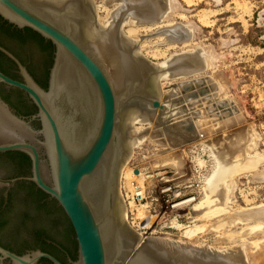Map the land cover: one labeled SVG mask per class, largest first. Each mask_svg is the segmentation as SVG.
I'll use <instances>...</instances> for the list:
<instances>
[{
	"label": "water",
	"instance_id": "95a60500",
	"mask_svg": "<svg viewBox=\"0 0 264 264\" xmlns=\"http://www.w3.org/2000/svg\"><path fill=\"white\" fill-rule=\"evenodd\" d=\"M164 10L163 0H127L117 10L108 42L99 37L102 28L93 0H0L2 20L17 29L32 30L54 47L53 53L30 34H25L20 46L0 23V41L19 55L39 81L0 46L21 78L15 80L0 71V84L22 91L36 107L35 114L21 116L15 112L23 111L21 94H12L7 103L0 97V153L18 152L30 160L29 169L20 156H0L1 177L30 174L11 180L26 183L13 185L8 201L0 186V264H49L42 259L63 264L41 249L68 264H231V256L246 264L242 256L228 252L194 247L190 249L194 252H185L172 241L142 237L125 222L119 187L122 166L133 147L131 140L139 134L133 131L132 121L151 123L150 130L138 136L158 130L157 141L173 144L167 153H161L159 162V167L178 169L176 176H167V180L210 181L213 196L201 191V200L221 195L216 207L227 209L217 174H228L226 165L220 167L225 152L214 159L197 135H188L166 122L169 104L179 99L160 96V80L166 74L174 79L182 76L115 43V32L120 31L126 14L151 19L142 21L141 25H147L157 22ZM181 37L187 41L188 34L183 32ZM98 41L105 42L107 53L119 52L120 82L116 86L95 51ZM51 57L47 87L42 88ZM201 65L193 73L202 71ZM0 67L17 76L2 59ZM37 189L55 200L69 220L76 253L59 215ZM50 218L58 222L56 227ZM52 240L75 258L49 243Z\"/></svg>",
	"mask_w": 264,
	"mask_h": 264
},
{
	"label": "rangeland",
	"instance_id": "374dc122",
	"mask_svg": "<svg viewBox=\"0 0 264 264\" xmlns=\"http://www.w3.org/2000/svg\"><path fill=\"white\" fill-rule=\"evenodd\" d=\"M93 2L97 23L104 26L119 4L117 0ZM168 7L160 24L127 23L121 32L155 64L180 54H187L190 63L197 49L205 57L204 72L162 81L159 94L179 99L169 104L170 115L179 113V118L175 114L171 121L169 116L167 123L179 125L188 135L201 129L205 151L214 153V159L225 152L220 167L226 165L228 174H217L227 209L216 207L221 195L201 200V191L213 196L210 181L167 180L178 169L159 167L161 153H167L172 143L156 144L157 130L132 148L122 170L119 193L125 222L145 238L208 251H235L246 264H264V0H170ZM176 25L191 29L190 41L175 44L157 36L158 30ZM101 61L116 86L119 77L107 58ZM148 123L131 126L143 132L150 130ZM129 169L142 171L135 179L142 196L139 203L133 199L130 178L125 177ZM145 217L151 222L142 229Z\"/></svg>",
	"mask_w": 264,
	"mask_h": 264
},
{
	"label": "bare ground",
	"instance_id": "6f19581e",
	"mask_svg": "<svg viewBox=\"0 0 264 264\" xmlns=\"http://www.w3.org/2000/svg\"><path fill=\"white\" fill-rule=\"evenodd\" d=\"M109 1V0H108ZM164 1V0H163ZM126 2H127V0H117V4H119L118 5V7L115 9V11H114V13L112 14V15H110V17L106 20V22H105V25L104 26H101L100 24H99V26H101V28H102V30H98V34H99V37H101V38H103L104 40H106V41H108V42H110V38H111V31L114 29V26H115V20H116V14H117V10H119L120 8H122L123 6H125L126 5ZM165 2V10L163 11V13L160 15V17L158 18V21L157 22H155V23H153V24H147V25H143V26H152V25H157V24H160L161 22H163V20H164V18L166 17V15L168 14V12H169V4H170V0H167V2H166V0L164 1ZM168 4V5H167ZM152 21L151 19H149V18H146V17H143V16H140V15H137V14H126L125 15V17L123 18V20H122V22H121V27H120V31L119 32H115V43H117L119 46H121V47H124V48H127L131 53H133L134 55H136V54H138V53H140V49L139 48H137V49H135L136 48V46H135V44H137L136 42L135 43H130V41H128V39L122 34V32H121V30H122V28H123V26L124 25H126L127 23H133L134 25H137V24H139L140 26H142L141 25V23H142V21ZM188 30H191V29H189V28H187V27H184V26H181V25H176V26H173V27H170V28H164V29H161V30H158L157 32H159L160 34H157V36H159V35H164V36H166L167 38H168V42H171V43H175V44H182V43H186V42H188V41H190V37H189V35H191L190 34V31H188ZM156 32V33H157ZM162 32V33H161ZM183 32H185L186 34H188V38H186L187 39V41L186 40H184V41H182V35H183ZM138 46V45H137ZM197 49V48H196ZM95 51H98V53H99V56H100V58L102 59V58H107V62H108V64L111 66V68L115 71V73H116V75L115 76H117V77H119V79H120V72H119V52H117V53H111V54H109V53H107V50H106V46H105V42L104 41H98V47H95ZM195 53V56L193 57L194 58V61L192 60L190 63H188V61H186V62H184L185 60H184V57L185 56H188L187 54H180V55H178L177 57H175V56H172V57H170L168 60H166L165 62H162V63H160L163 67H169L172 71H171V74H173V75H180V76H182V77H179V78H177V79H181V78H188V77H193V76H195V75H198V74H200V73H202V72H204L205 71V69H206V63H205V57H203V55H202V53L200 52V51H198V49H197V52H194ZM110 57H111V59H112V61H110ZM207 58V57H206ZM199 60V61H198ZM208 61H209V59H207ZM176 61H177V63L178 64H175L176 63ZM183 61V62H182ZM113 62H114V64H113ZM112 63V64H111ZM198 63V64H197ZM185 64H187L188 66H186V67H183ZM199 64H202L201 65V67H202V71H199V72H195V73H193L195 70H197V68H199ZM177 79H174V78H172L169 74H166L165 76H163L162 77V79L160 80L161 82L160 83H162V81H165V80H177ZM191 82H193V83H195V85L194 86H196V87H198L197 86V83H198V81L197 80H193V81H191ZM119 82H117V78H116V85L118 84ZM182 83V82H181ZM188 109V108H187ZM176 110V109H175ZM195 113V112H194ZM174 113H172L170 116H171V121L172 120H174V118H173V116L175 117V114L173 115ZM178 114L179 113H177L176 115L178 116ZM184 116V115H183ZM204 117H205V115H204ZM178 118H179V116H178ZM176 119V118H175ZM134 124L136 123V122H138V123H144V122H139V121H132ZM145 124L146 125H150L148 122H145ZM174 127H176V128H178L179 129V125H177V126H174ZM200 127V126H199ZM145 130H149V129H145ZM201 129H198L197 130V132L194 134V133H190L189 135H191V136H193V135H197L198 137H199V139H201L202 138V134H201V132L202 131H200ZM134 132H137V133H139L140 135L142 134H144V130H142L143 132H138L136 129H134L133 130ZM184 132V131H183ZM204 132V131H203ZM153 133V132H152ZM138 134V135H139ZM193 134V135H192ZM208 134V133H207ZM138 135H134V139L133 140H131V143H132V145H133V147L132 148H134L135 146H137V145H140L146 138H147V136H146V134H145V136H138ZM132 139V138H131ZM155 140V142H156V144H158V145H162L161 143L162 142H160V141H157V139H154ZM167 144V143H166ZM173 145V144H172ZM170 147V146H169ZM170 149V148H169ZM132 152V151H131ZM125 164L126 163H124V165L122 166V169H121V177H122V170H123V168H124V166H125ZM141 173H142V171H140V170H138V173L137 174H135L134 173V171L133 170H128L127 171V174H126V176L125 177H127L128 176V178H130V181H129V184H130V187L132 188V185H134L135 183H137L138 184V181L137 180H135L136 178H139V177H141ZM220 174V173H219ZM222 174H224V173H222ZM121 177H120V181H121ZM133 183V184H132ZM213 189V188H212ZM210 191L212 192V190L210 189ZM210 192V193H211ZM135 196H138L139 195V193H136V194H134ZM135 199H137V198H135ZM185 202H188V200L187 201H185ZM185 202H183V203H185ZM180 204H182V203H180ZM179 204V205H180ZM204 215H205V213H204ZM150 217H145L144 218V221L141 223V228L142 229H146V228H148L149 227V225H150ZM174 243H177V242H174ZM177 244H180V246H179V248L178 249H182L183 248V251H185V252H194V251H192V250H190V249H192V247H194L195 248V246H190V245H184V246H186V247H183V246H181V245H183V243H177ZM229 253H231V254H236V256H238L237 255V253H235V251L233 252V251H228ZM237 252V251H236ZM238 252H240V250L238 251ZM196 253H197V251H196ZM230 261H231V264H239V263H237L238 261L235 259V257L234 256H231L230 257Z\"/></svg>",
	"mask_w": 264,
	"mask_h": 264
},
{
	"label": "trees",
	"instance_id": "16d2710c",
	"mask_svg": "<svg viewBox=\"0 0 264 264\" xmlns=\"http://www.w3.org/2000/svg\"><path fill=\"white\" fill-rule=\"evenodd\" d=\"M0 21H3V26L7 25V29L9 30L11 27L15 30V31H20L21 32V29H17L16 27L8 24L6 21L2 20L0 18ZM24 31V34L22 36H20L22 39H25V34H30V35H33L35 37H37L41 42H45L46 43V46L54 53V47L52 46V44L48 41H45L42 37H40L38 34H36L35 32H33L32 30L30 29H23ZM16 34V33H15ZM2 56V55H1ZM52 58L50 59L49 61V65H48V68L45 72V81L43 83H41V86L43 88H46L47 87V81H48V74H49V68L51 67L52 65ZM0 70L3 71L4 73H7L5 70H3V68L0 67ZM8 74V73H7ZM15 78V77H14ZM39 82V81H38ZM10 93H8L7 97L4 96V98H9L10 99V96L14 93H19L21 94V96H23V100H22V104H23V111H19L20 114H22L23 116H31L33 114L36 113V107L30 102V100L27 99L26 95L23 94L22 91L20 90H17V89H14V88H10ZM1 93L4 94V90L2 89ZM35 125H38L37 122H34ZM6 155H16V156H20L22 158V160L27 164L28 168L30 169V160L29 158L22 154V153H18V152H11V153H7ZM1 156V154H0ZM24 174H29V173H24ZM21 183H26V182H21ZM34 188H35V185L30 183ZM38 193L42 196L43 199L45 200H49V203L53 206V208L55 209L54 211L57 213V215H59L61 221L59 222L63 227H64V230H66V236L70 239V241L72 242L73 246H74V250H75V253H76V250H77V246H76V241H75V236H74V232H73V229L71 227V224L69 222V220L67 219V217L65 216L64 212L62 211V209L57 205L56 201L53 200V199H50L49 196L45 193H43L41 190L37 189ZM44 204L46 205L47 203L44 202ZM51 221V218L50 220ZM44 222H46V220H44ZM54 225V227L57 226V223L58 222H53L51 221ZM1 245V244H0ZM2 246V245H1ZM12 251V250H10ZM42 252H46V253H49L51 254L52 256H54L55 258H58L59 260H61L58 256H56L55 254L51 253L50 251L46 250V249H41ZM16 254L18 255H21L22 253L20 252H16ZM75 256L73 254H71V259H74ZM42 262H47L49 264H51L49 261L45 260V259H42L41 260ZM61 262L63 264H67L66 262L62 261Z\"/></svg>",
	"mask_w": 264,
	"mask_h": 264
},
{
	"label": "flooded vegetation",
	"instance_id": "af4514ba",
	"mask_svg": "<svg viewBox=\"0 0 264 264\" xmlns=\"http://www.w3.org/2000/svg\"><path fill=\"white\" fill-rule=\"evenodd\" d=\"M0 23L3 24V21H0ZM3 27H7V25L3 26ZM9 31H11L15 38L19 40V45L20 46H23L24 45V42H25V39H22L20 36H22L24 34V31L21 30V32L19 31H15L12 27L9 29ZM16 33V34H15ZM0 46L3 47L4 49H6L7 51H9L11 54H13L21 63L22 65H24L26 67V65L22 62V60L20 59L19 55L12 49L10 48L7 44L3 43L0 41ZM2 55V56H1ZM0 59H2L3 61L7 62L8 64H10L12 66V68L15 70V72L17 73V76H12L11 74H8L7 73H4L3 71H1L2 73H4L5 75H7L8 77L12 78V79H15V80H21L19 74H18V69L16 67V65L8 58L6 57L2 52H0ZM27 71L33 76V74L29 71V69L26 67ZM4 70V69H3ZM33 78L35 79L36 82H38L36 80V78L33 76ZM43 88V87H42ZM2 89L5 91V93H10V88L9 87H6L2 84H0V97L7 103L9 101V98H4L7 97V95L4 93H1ZM24 94V93H23ZM25 95V94H24ZM18 115H21L23 116L22 114L19 113V111H15ZM26 117H29V116H26ZM8 152L6 153H0L1 155H6ZM11 153V152H9ZM15 153V152H13ZM30 174H24V173H16V174H13L11 176H8V177H1L0 176V186L1 187H4V196H5V199L8 201L9 197H11V193H10V190L12 188L13 185H16V184H21V182H26V181H15V182H11L12 179H15V178H18V177H27L29 176ZM49 243H51L52 245H54L55 247H57L58 249L61 250V252L65 253L67 256L71 257V254L69 251H67V249L60 243H56L55 241H49ZM3 247V246H2ZM5 248V247H4ZM58 259V258H56ZM59 260V259H58ZM61 262V260H59ZM67 263V262H66ZM68 264V263H67Z\"/></svg>",
	"mask_w": 264,
	"mask_h": 264
},
{
	"label": "built area",
	"instance_id": "2783aa9c",
	"mask_svg": "<svg viewBox=\"0 0 264 264\" xmlns=\"http://www.w3.org/2000/svg\"><path fill=\"white\" fill-rule=\"evenodd\" d=\"M133 171H134V170H133ZM132 184H133V183H132ZM132 189H133L134 194L139 193L138 196H135V195H134V197H133L135 203H139V202H141V201H142V196H141V192L139 191V189H140L139 184L135 183L134 185H132ZM135 198H137V199H135Z\"/></svg>",
	"mask_w": 264,
	"mask_h": 264
}]
</instances>
